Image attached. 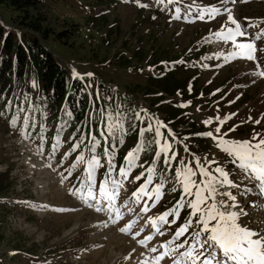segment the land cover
Wrapping results in <instances>:
<instances>
[{"label": "rangeland", "instance_id": "obj_1", "mask_svg": "<svg viewBox=\"0 0 264 264\" xmlns=\"http://www.w3.org/2000/svg\"><path fill=\"white\" fill-rule=\"evenodd\" d=\"M167 5L158 0H116L108 4L97 0H45L38 8L52 32L45 47L54 60L82 82L90 97L96 83L125 95L144 111L146 126L151 125L154 136L156 128L165 125L166 130L160 129L163 135L157 149L167 142L171 145L169 156L173 152L177 155L168 168V178L153 164L144 168L155 167L154 182L164 184L154 208L153 201L144 197L150 208L147 213L141 211L144 201L141 208L132 195L145 183L147 172L137 180L141 174L131 170L117 195L124 207L117 217V210L112 212L102 204L89 207L94 202L86 204L81 199L87 190L80 182L85 169L69 173L73 166L66 163L61 146L54 152L39 140L25 138L0 111V264H141L145 260L156 264L154 257L163 252L160 245L190 217L187 205L194 197L184 198L179 219L171 227L164 225L163 235L152 229L151 220L181 200L182 185L176 181V169L183 171L190 166L196 171L193 179L199 183L195 161L207 167L205 157L217 161L210 172L222 166L230 173L236 186L217 187L219 192H230L235 203L247 212L240 218L241 226L264 233V197L260 198L255 182L245 179L227 154L202 135L221 126L220 121L221 133H228L226 139L244 141L254 133L264 135V80L254 73L256 66L264 70V0H167ZM196 5L231 9L242 30L247 29V39L237 37V43L255 44L254 59H226L231 57L229 52L239 50L231 42L218 40L214 33L233 28L227 21L228 13L204 20L193 13L191 19L189 13ZM11 17L15 15L0 8V23L19 37L20 30L10 24ZM249 21L258 27H248ZM258 33L261 38L255 39ZM216 55L219 58L212 57ZM171 72L183 79L184 89L168 95L150 85V91H146L149 79ZM163 109H182L176 119L179 127L166 122L160 115ZM167 130L182 145L170 140ZM65 165L69 168L64 169ZM100 168L96 172L97 189L107 169L105 165ZM118 171L116 168L113 172V179L122 178ZM108 187L111 190V185ZM216 199L232 203L226 196L217 195ZM97 206L103 211L97 212ZM195 219H199L198 214ZM195 219L193 228L177 243L189 239L196 230ZM126 221L132 225L128 233L120 231ZM214 224L212 221L210 226ZM148 235L154 239L142 246L139 241ZM152 247L160 250L152 253ZM173 259L166 257L160 264H173Z\"/></svg>", "mask_w": 264, "mask_h": 264}, {"label": "snow or ice", "instance_id": "obj_2", "mask_svg": "<svg viewBox=\"0 0 264 264\" xmlns=\"http://www.w3.org/2000/svg\"><path fill=\"white\" fill-rule=\"evenodd\" d=\"M235 3L236 0H231ZM224 12H227V21L233 25L235 28H227L226 31H217L214 33L218 40L224 42H231L236 49L231 54V57H226L230 59L232 57L244 58L249 61L254 59L253 50L254 45L252 42H241L237 43V37H245L247 39V29L241 28V24L237 22L232 16V10L225 8ZM190 14V13H189ZM223 13L219 8H199L197 9V19L204 20L205 17L214 19L218 15ZM179 19V17H177ZM248 20L249 18H245ZM248 27L257 28L258 25L248 22ZM261 34L258 33L255 39H260ZM264 76V72L258 73ZM91 75V74H89ZM99 99V95H97ZM11 104L13 101H8ZM18 111H24L23 108L18 107ZM15 124V120L11 121ZM23 122L25 124L29 123V118L24 117ZM206 124H211V121H205ZM258 123V121H257ZM223 121H220L222 126ZM34 127L35 125H31ZM221 126L215 127L212 131H208L202 135L211 138L216 146L230 158V162L235 165V167L242 173L243 177L249 181L255 182V189L258 193L264 197V135L259 133H254L253 136L244 141H237L233 139H226L225 137L228 133H221ZM160 125L156 128L155 137L157 138V143H159V138L163 135L160 131ZM105 128H108L107 123H105ZM151 125L148 126L147 131H151ZM234 129H230L232 131ZM27 138L26 133H22ZM200 135V134H198ZM43 139V137H41ZM83 142V141H81ZM108 147L105 148V158H107L110 151H114L115 145H112L109 141ZM89 152L90 156L87 157V163L85 167V176L80 179V182L86 186V191L84 192L81 199L88 204L89 200H95L97 204L101 201L97 199V195H94V189L97 188L96 172L100 167H104L101 163V157L96 154V148L101 144V141L97 139L95 135H91L89 138ZM53 151L59 149V143L52 146ZM78 148V144L73 146V151ZM171 145L165 142L159 151L155 153L153 163H156L163 156V164L166 169L171 168L172 162L176 159V153H172L169 156V151ZM143 150V146L137 148L136 151H130L125 157V164L119 167L118 174L120 177L127 179L130 175L131 170L139 165V153ZM187 150V149H186ZM67 155V154H66ZM83 155L77 156L73 167L76 164H80L85 161ZM207 167L202 164L200 160H196L195 164L200 174V181L197 183L193 177L196 176V171H194L190 166H185L183 171L180 168L176 169L175 178L178 183L182 185L181 200L171 209L165 211L163 214L159 215L157 219L151 220L152 229L163 235L161 228L164 225L171 227L179 219V210L184 207L185 197L192 198L188 203L190 209V217L184 222L173 234L172 238L160 245V249H163L161 254L156 255L154 260L156 264H160L166 257H172L173 264H264V233L258 230L249 229L246 226H241L239 223L240 218L247 215V212L243 207L235 203V197L232 196L230 192H219L218 187H233L236 186L234 182L230 179V173L225 170L222 166L215 167L211 172L209 168L217 161L207 160ZM107 169L102 181L99 184L98 195L110 206L115 203L116 196L121 188V181L112 178L113 172L116 170V165L113 163L111 158H107ZM183 164V160L180 161ZM155 168L148 167L147 178L145 183L142 184L132 195L135 198V202L140 204L144 201V207L141 211L147 213L150 208L144 197L147 200L153 201L151 207H155L156 204L161 199V192L164 184L162 181L154 182L153 173ZM215 173V174H213ZM144 174L136 177L137 180L142 179ZM109 185H111V190H109ZM151 186V190H150ZM195 189V191H193ZM175 190V189H174ZM251 192V189H246ZM72 195H76L75 192ZM217 195L226 196L228 200L232 201L231 204L225 200L217 201ZM211 201V203H208ZM89 207H94L92 204H88ZM224 209H229L225 211ZM231 209H239L234 211ZM97 212L103 211L101 207H95ZM199 215V219L195 217ZM117 217L120 213L116 212ZM172 219H169V218ZM195 219L196 230L191 233L189 239H185L181 243H177L181 240L190 228H193V220ZM215 221V224L210 226L211 222ZM135 223V222H134ZM132 229V225H128L127 228H121L122 232H129ZM137 235H139L137 233ZM154 237L148 235L145 239L140 240L139 243L142 246H146L148 241H152ZM192 241L191 243L189 241ZM160 249L152 247L149 249L152 253H157ZM183 249V251H181ZM141 264H148V262L142 261Z\"/></svg>", "mask_w": 264, "mask_h": 264}, {"label": "trees", "instance_id": "obj_3", "mask_svg": "<svg viewBox=\"0 0 264 264\" xmlns=\"http://www.w3.org/2000/svg\"><path fill=\"white\" fill-rule=\"evenodd\" d=\"M44 1L0 0V8L15 15L9 18L10 24L20 30H17L19 37H16L13 31L0 23L1 113L11 126L39 140L46 148L57 143L72 148L78 144L73 152L82 151L91 135L101 141L97 146L100 151L103 135L117 149L133 146L137 149L143 146L139 161L141 166H137L136 170L144 169L149 163H153L155 152L154 138L147 131L145 123L146 114L138 112V106L125 95L102 83H96V95L94 93L91 98V108L89 94L85 92L82 83L55 61L46 48L52 32L46 19L37 12ZM97 1L108 4L116 0ZM150 85L168 95L185 87L183 79L174 76L172 72L149 79V86H145L147 92L150 91ZM8 101L13 103L9 104ZM18 107L24 111H18ZM181 111L182 109H163L160 115H163L166 122L171 121L168 122L170 126L179 127L180 123L176 119ZM24 117L29 118L28 124L23 122ZM12 120H15V124H12ZM105 123L108 125L107 129ZM91 126L92 132L89 135ZM106 146L108 147V143ZM121 155L119 153L118 163L121 162ZM160 162L161 159L156 162L157 169L163 170ZM169 173L170 169L167 168L166 178L170 176Z\"/></svg>", "mask_w": 264, "mask_h": 264}, {"label": "bare ground", "instance_id": "obj_4", "mask_svg": "<svg viewBox=\"0 0 264 264\" xmlns=\"http://www.w3.org/2000/svg\"><path fill=\"white\" fill-rule=\"evenodd\" d=\"M259 78H260V77H258L257 79H259ZM108 229H111V228H108ZM108 229H107V230H108ZM125 255H126V254H124V256H125Z\"/></svg>", "mask_w": 264, "mask_h": 264}]
</instances>
